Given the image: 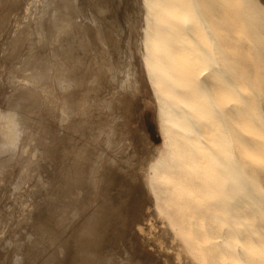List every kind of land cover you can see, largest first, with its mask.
Segmentation results:
<instances>
[{
    "label": "bare ground",
    "instance_id": "bare-ground-1",
    "mask_svg": "<svg viewBox=\"0 0 264 264\" xmlns=\"http://www.w3.org/2000/svg\"><path fill=\"white\" fill-rule=\"evenodd\" d=\"M119 1L109 0L111 7L104 9L101 7L104 0H84L83 3L86 2L89 11L92 10L90 20L97 25L96 29L100 28V22H107L110 27L108 31L113 38L107 44L97 40H89L87 44L81 41L73 51L67 48L64 52L62 40L57 36L58 40L55 42L53 33L44 29L54 24L51 21L54 10L66 8L67 5L69 8L75 1L44 0L50 4L44 5L42 18L34 21L30 29L33 33L31 44L36 45L39 41L45 43L44 60H38L39 54L36 50L31 52V60L27 63L31 67L32 85L22 83L24 80L21 76H17V79L21 78L22 81L13 79L11 98L7 105V109L13 113L11 115L15 121L14 126L21 125V121L24 124L35 121L32 116L40 111L46 113L45 127H58L64 159L60 156L52 171H66V174H71L68 179L74 183L86 178L85 184L92 187L93 193L100 195L94 200L96 213L91 215L93 218L99 215L100 202L110 201L117 204L126 197L133 209L139 206L135 190L132 191L118 182L114 197L116 186L108 183L115 167L120 165L118 158L122 159L125 167L119 168V173L124 170L132 171V159L136 156L135 149L138 146L135 135L139 130L133 124L131 115L133 96L130 89H135L139 82L130 35L123 31L125 34L123 33L121 42L116 40L122 32L117 21L129 20V26L134 28L137 16H115V3ZM141 3L146 24L143 61L156 97L162 135V150L158 155L150 156L152 164L149 168V187L154 200L149 207L154 209L159 223L175 229L179 235L174 250L177 264H182L181 253L189 254L195 264H210L207 249L203 246H211V257L215 264H264V236L254 235L256 230L243 223L242 226L238 225L237 215L231 208L238 200H255L264 225V206L253 193L259 187L256 186L254 174L248 165L253 159L264 164V159L258 157L264 155V6L256 0H141ZM31 4H28L25 11L36 16L40 10L38 1L34 0ZM81 4L82 1L74 7L75 14H84L85 9L87 10ZM14 23L10 24L8 38L15 34L11 30ZM16 29H20L19 26ZM102 32L100 28L97 33L99 35ZM20 33L15 34L19 44L14 52H19L18 48L24 42L25 32L19 35ZM105 35L107 39L110 37ZM138 43L135 46L137 48ZM37 48L36 45L35 49ZM58 49L65 53V58L56 55ZM19 62L26 63L24 57ZM7 81L12 80L8 77ZM108 121H112L109 124L111 127L107 125ZM119 126L121 129L126 127L123 136L128 141L125 144L120 141ZM78 134L80 136L76 139ZM83 137L93 141L94 148L91 153L90 143L87 146L80 140ZM2 147L0 146V152ZM14 155L15 152L12 156ZM75 157L79 161L90 158V169H81L79 172L80 168L75 167ZM155 179L160 183L156 184ZM125 181L126 179L124 183ZM118 192L123 196L118 195ZM66 195L65 192L64 199ZM16 198L13 195L14 205L23 208L26 202L22 204ZM55 204L57 203L54 201L53 208ZM130 210L129 213L132 212ZM205 214L216 222L214 229H207ZM123 215L125 216L124 213ZM129 219L123 222H130ZM140 220L150 222L152 219L144 217ZM193 221L199 230L197 249L195 248L197 252L194 255L181 236L183 224ZM140 223L138 227L141 231ZM113 224L116 226L117 223ZM58 226L55 227L57 230ZM18 227H21L20 224ZM105 227L102 226L103 230ZM117 227L112 229L116 230ZM106 230L104 232L108 231ZM47 231L51 235L50 230ZM38 232L35 231L36 234ZM62 233L60 232L59 238ZM115 233L116 237L118 233ZM44 235H48L46 231ZM106 235L103 236L104 239ZM57 236L40 239L43 250L39 254H47L48 258L60 257L61 249H65L67 242ZM73 239L76 249L73 264L114 263L115 251L109 242L100 240L102 244L97 247L100 242L98 240V244L94 241V247H85L87 245H81L76 237ZM128 240L126 243H129ZM111 241L113 242L112 239ZM237 243H241L240 249ZM120 244L121 242L118 245ZM121 250L124 251L122 256L117 252L119 264L128 261L129 250ZM138 251H134L137 256L140 255ZM144 254L145 252L141 254V260L147 259L143 257Z\"/></svg>",
    "mask_w": 264,
    "mask_h": 264
},
{
    "label": "rangeland",
    "instance_id": "rangeland-1",
    "mask_svg": "<svg viewBox=\"0 0 264 264\" xmlns=\"http://www.w3.org/2000/svg\"><path fill=\"white\" fill-rule=\"evenodd\" d=\"M33 1L34 0H0V146L2 147V144L4 145L2 147L3 150H1L0 152V264H73V259L76 257V249L74 248L75 245L73 243L75 242V239H73L75 237L76 241L79 240L78 242L81 245H87L85 247H89V245L94 247L95 244H98L100 240L102 242H109L113 247V251H115L114 258H116L120 254L122 256L124 252H122V248H125L126 252L129 250L127 252L128 261L126 260L129 263L124 262L123 264H135L136 261V264H177V261L175 260L174 250L176 248L175 244L179 240V235L177 234V231L175 229L166 226L165 224L159 223V220H157L154 214V209L149 207L150 202H153L154 200V196L149 187V182H151V173H149V168L152 164L150 156L152 154L158 155L159 151L162 150V135L159 116L157 112L158 108L156 97L149 80L148 73L145 72L147 71V69L143 61L145 55L143 38L146 24L145 13L142 9L141 0H134L132 2L130 0H120L118 3H115L114 7V9H116L115 16H137L135 24L136 27L134 26V28L129 26V20H121L119 22V19L117 21V25L122 27V32L119 33V39L116 40L117 42H121L125 32L126 34L128 33V35H130L132 49L131 51L134 55V62L137 67L139 82L136 83L135 89H130V92H132L133 96V112L131 113V115L133 124L139 130L135 135L138 146L135 149L137 151L136 156H134V158L132 159V171L124 170V172L120 171L119 173L118 169H123L125 167L124 164H122V159L118 158L117 161L120 162V165L115 167L113 176H111L108 180L109 185H113L114 187L116 186L115 192L113 193L114 197L117 193V185L119 184L118 182H121L122 185L128 186L130 189H132V191L135 190L134 193L136 192L135 194L137 195V202L139 206L137 205L138 207L136 206V208L134 205L133 207L135 208L133 209L132 205L128 204L126 197L121 199L123 202H121L119 198L120 201L117 204L110 201L100 202L98 207L99 215L96 216L97 218L94 217L95 219L91 217V215L96 213L95 207H93L94 200L100 195L98 193H93L92 187L89 184H85L86 178L84 177L80 181L78 180L76 181V183H74L73 180H70V178L68 179V175L71 174H66V171H52V167L58 164L60 156L62 157L63 143L60 142L59 139V135L61 133L60 131H58V127L56 125L51 129L45 127L46 113L40 111L32 116L35 121L25 124L21 121V125L16 124V126H14L15 121L12 118V112H10V109H7L8 101L11 98V84H13V79L14 81H22L23 79L24 81L22 83L28 84L29 86L32 85L30 73L31 67L29 63H27L31 60V52L36 50L39 54L38 60H44L43 58L46 50V47H44L45 43L43 41H39V39V42L36 44L38 48L35 49L36 45L30 43L31 41H33V33L30 31V29L34 21L40 20L42 18L44 5L50 3L44 2V0H37L40 10L35 16L33 15V13L30 14L29 12L25 11V8L29 6L28 4H31ZM74 1V4L69 5V8H67V5L66 8L54 10L51 15V21L54 24H52L51 26H47L44 30L51 31L53 33L55 42H57L58 40L57 36L62 40V44H64L65 46L64 52L67 48H71V51H73L75 46L81 44V41H85V44H87L89 40H97L104 44H107L109 40L113 38V36L108 31V28H110L108 26L109 24L105 21L100 22L99 27L103 32L98 35L97 32L100 30V28L96 29L97 25L90 20L92 18V10L89 11L86 2L83 3L84 0ZM80 1H82V4H84V8L86 7L87 10L85 9L84 14H75L74 7L76 5H79ZM256 1L264 6V0ZM109 3V0H104L101 7H103L104 9H108L112 5ZM34 4L35 3H33V5ZM61 5L63 7V4ZM91 5H94V3H92ZM11 23H14L11 30L16 35L19 32H25V37L23 38L24 42L21 44V47L18 48L19 52H14V50L17 48L16 46L19 44V41L15 38V34H13L12 38L7 37V33L10 31L9 28ZM16 26H19L20 29H16ZM137 31L138 33H136ZM21 33L19 35H21ZM105 34H108L110 37L107 39V36ZM137 43L140 49L135 47ZM56 51V55L58 57L65 58V53L61 49H58ZM23 57L26 63L19 62ZM17 76H21L22 79H17ZM8 77H10L12 81H7ZM111 123L112 121H108L107 125L111 127V125H109ZM118 128L120 130L118 133V135L120 136V141L125 144L128 141V139H125L123 136L125 135L124 131L126 127L124 129H121V127L119 126ZM65 135H69V133H65ZM79 136V134L76 135V139H78ZM80 140L84 142V145L86 144L87 146L90 143V150H88L89 153H91L94 148L93 141L90 138L85 137L81 138ZM87 140L89 142H87ZM14 152L15 155L12 156ZM258 157L264 159L263 154L258 155ZM63 159L64 158L62 157V160ZM85 159L86 160L82 159L80 161L77 160L76 157L74 159V161L77 160L75 163V167L76 169L80 168L79 172L81 171V169L88 170L91 167V159ZM248 165L250 167V170H252L254 174L256 186L259 187L258 190L252 192L254 193V196L259 200V202H261L264 206V164L262 163V161H256L253 159L252 163ZM77 173L78 172H76V174ZM123 179H126L125 183ZM154 182L156 184L160 183L157 179H155ZM154 182L152 181L153 184ZM81 186L84 187L82 188ZM79 188H81L82 191L81 189L79 190ZM65 192L67 194V197L65 196L64 199ZM13 195L16 196V200L18 199L17 201H21L22 204L26 202V205L23 208L14 205ZM118 195L123 196V194L120 192H118ZM2 201L3 203H1ZM54 201L55 203H57L55 204V208H53ZM45 202L46 205H44ZM118 204L120 205V207H118ZM50 205L52 208H50ZM106 207L108 208L105 209ZM119 208H121L123 211ZM126 208L127 210H125ZM129 208L132 210H130ZM231 208H233V212H235V214L237 215V220L239 223L238 225L242 226L243 223L245 226L254 228L256 230V234L254 235L259 234L261 236H264V225L262 222L263 220H261L263 218L258 212L255 200H252V202L249 200H238L232 204ZM45 209L46 212L44 211ZM128 210H130V212H133L134 210L135 211L132 214V212L129 213ZM137 211L139 212L137 213ZM123 213L125 214V216L123 215ZM115 215H118L119 217ZM221 215L223 216V213H221ZM27 217L29 218L27 219ZM110 217H112L113 220L110 219ZM144 217H149L152 220L150 222H147L146 220L139 221V219H142ZM204 217L207 223V229H214L216 222L206 214L204 215ZM115 219L117 220V222H114L116 221ZM126 219H129L130 222L128 220V223L125 222ZM51 220H53V222ZM55 220L56 222L54 223ZM123 220L125 221L123 222ZM94 221L95 224L93 223ZM109 221H112V223H110ZM99 222L101 223L99 224ZM139 222H141V231L138 227ZM85 223H87V225ZM113 223H117L116 226ZM18 224H20L21 227H18ZM46 224L48 226H46ZM50 224L52 226H50ZM56 224H59V226ZM110 224L113 226H111ZM129 224L132 226L130 227ZM84 225H86V227ZM103 225L104 227L107 225L108 226L103 230ZM43 226L45 228L48 227V229H44ZM57 226L59 227V229L61 228L60 232H63L61 235L62 237L60 236L61 238H59L60 232L59 229H56ZM82 227L83 229H81ZM116 227L118 228L116 229L118 231L113 230ZM110 228H113L112 231H110ZM105 229H107L108 231L106 230L107 232H104ZM40 230L44 231H41L42 235L45 234V231L48 235L42 236L40 234ZM47 230H50L51 235L53 233L54 234L51 236L50 233H47ZM51 230H53L54 232ZM79 230L81 231L79 232ZM84 230H87L85 231L86 233L84 232ZM122 230L124 232L130 231L131 233H124ZM35 231H39L40 233L38 232L36 234ZM56 231H58L59 233L57 234ZM90 231L91 233H89ZM113 231L116 232L115 234L118 233L116 237ZM102 232H104L103 234L105 235L107 233L106 236L108 238H106L108 240L106 238L104 239L105 235H103ZM84 234L85 237H87V235L88 237L85 238ZM99 234L102 237L104 236L103 238L100 236L103 240L99 237ZM120 234H122V236H119ZM129 234H131V236L133 237H131ZM54 235H58L57 237L59 239L62 240L63 238V241L67 242L65 245V249H61V256L59 257L58 255H56L58 257L48 258L47 254H39L43 250V245L42 243L40 244V239H49L48 236H50L51 238L54 237ZM123 235L127 237L129 235V240ZM45 236L47 237L45 238ZM136 236H138V239H136ZM181 236L182 238H184L185 242H187L191 253L194 255L197 252L196 242L197 238L199 237V230L194 221L185 222L183 224ZM27 237L30 241L26 239ZM119 237H121L122 239ZM123 237L125 238L124 240ZM31 239L33 242L31 241ZM111 239L113 240V242L111 241ZM27 240L28 242H26ZM126 240H128L127 242L129 243H126ZM91 241L92 244L94 243L93 245L91 244ZM24 242H26L27 244ZM100 242L98 245H96L97 247L101 246L100 244H102V242ZM120 242L121 244L118 245ZM122 244H125V247H122ZM127 244H129L130 247ZM113 245H115L116 247ZM21 246H23V249ZM131 246L133 247L131 248ZM237 246L240 249L241 243H237ZM118 247H120L121 249ZM203 248H205V250L207 249V255L210 264H215L214 260H212L213 258L211 257V246H203ZM119 249L121 250V252ZM138 250H141V252H139ZM16 251L17 253H15ZM134 251H138L137 253H140V255L137 256L138 254H134ZM144 252L146 255L144 254L143 257L145 256L144 258L147 259L144 260L142 258L141 260V254H143ZM134 255L136 256L133 257ZM168 255L170 257H168ZM16 257L19 258L17 259ZM131 257L133 258V263L131 262ZM114 258V263L112 262V264H119V256L115 260ZM151 258L153 261L151 260ZM154 259L156 260V262ZM116 260L118 261V263H115L117 262ZM140 261L143 262L141 263ZM180 262L182 264H195L192 261L191 256L187 253H181Z\"/></svg>",
    "mask_w": 264,
    "mask_h": 264
}]
</instances>
